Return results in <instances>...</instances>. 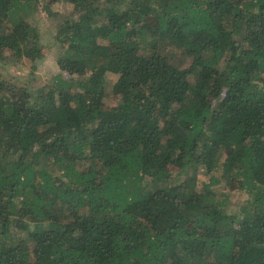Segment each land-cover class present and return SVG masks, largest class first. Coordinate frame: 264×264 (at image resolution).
<instances>
[{
    "label": "trees",
    "instance_id": "trees-1",
    "mask_svg": "<svg viewBox=\"0 0 264 264\" xmlns=\"http://www.w3.org/2000/svg\"><path fill=\"white\" fill-rule=\"evenodd\" d=\"M0 264H264V0H0Z\"/></svg>",
    "mask_w": 264,
    "mask_h": 264
},
{
    "label": "rangeland",
    "instance_id": "rangeland-1",
    "mask_svg": "<svg viewBox=\"0 0 264 264\" xmlns=\"http://www.w3.org/2000/svg\"><path fill=\"white\" fill-rule=\"evenodd\" d=\"M53 4H51L52 6ZM40 11L36 16V22H38L41 31V42L43 44V56L36 61L37 67L34 69V79L33 85L40 86L47 84L52 81L54 75L59 72L56 57L58 56V45L54 44L53 32H54V23L52 18L49 16L48 8H44L43 5L39 7ZM191 60V58H190ZM185 61H188L185 58ZM31 70L30 63L27 60H23L21 63L11 65L9 68V73L19 76V79L22 82H27L29 80V72ZM115 95L111 94V98L107 101V104L116 102L114 99ZM240 182L234 184L233 189H229L231 192V199L233 200H242L244 199L245 194L239 189Z\"/></svg>",
    "mask_w": 264,
    "mask_h": 264
}]
</instances>
